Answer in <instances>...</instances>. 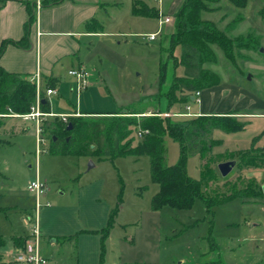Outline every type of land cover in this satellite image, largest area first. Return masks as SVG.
I'll use <instances>...</instances> for the list:
<instances>
[{
	"label": "rangeland",
	"instance_id": "rangeland-1",
	"mask_svg": "<svg viewBox=\"0 0 264 264\" xmlns=\"http://www.w3.org/2000/svg\"><path fill=\"white\" fill-rule=\"evenodd\" d=\"M133 1L116 0V7L104 13V35L84 44L87 69L96 88L78 96L74 87L67 96L52 97L53 113L78 108L117 112L158 107L166 117L191 118L206 107L207 111H218L241 106L239 99L226 95L238 89L252 94L257 100L252 111L264 115V19L260 16L264 0H249L245 9H237L227 0L209 4V10L202 14L203 21L212 22L231 38L250 34L257 39L258 48H237L231 61L214 47L215 54H211L217 61L204 62L203 69L211 73L212 79H221V85L205 91L206 106L200 103L202 92L187 105L174 102L170 110L166 99L159 103L154 97L160 91V66L165 61L162 42L174 31L175 17L170 15L167 0L163 4L159 0H139L150 8H160L159 16L162 10L164 17L172 19L156 40L149 41L147 35L159 30V17L135 16ZM180 54L178 49L176 56L180 58ZM206 57L212 59L208 54ZM183 71L179 66L177 75L182 76ZM18 84L22 90L36 86L27 78L18 80ZM239 116L244 117L240 119L246 123L244 131H213L217 144L208 156L213 157L212 169L221 176L219 164L235 161L236 167L227 181L219 179L209 185L210 194L216 191L228 196L234 188L240 191L252 184L258 190L264 186V162H254L259 164L257 167L245 165L254 160L246 157L250 150L264 149V116ZM55 121H43L46 133L42 137L47 145L42 146L38 161L35 121L16 120L19 127L15 135L6 137L9 144L0 148V170L10 178L2 177L0 172V264H21L17 259L26 244L13 246L12 239L21 236L28 237L27 244L33 242V217L38 212L41 250L48 264H264V248L253 244L250 236L254 233L249 227L250 222L263 225L257 233L264 236V197L236 198L210 213L201 200H196L190 210H155L153 198L160 187L152 180L148 156L100 160L53 155L48 138L56 130ZM164 148V165H176L181 159L179 143L166 136ZM206 162L200 154H191L187 175L201 181ZM37 173L46 191L36 209L28 185L36 180Z\"/></svg>",
	"mask_w": 264,
	"mask_h": 264
},
{
	"label": "trees",
	"instance_id": "trees-1",
	"mask_svg": "<svg viewBox=\"0 0 264 264\" xmlns=\"http://www.w3.org/2000/svg\"><path fill=\"white\" fill-rule=\"evenodd\" d=\"M65 1L54 0L47 7L59 5ZM220 0H184L180 9L174 15L175 29L162 42V53L165 61L160 66V91L154 98L160 103L166 99L169 110L174 102L187 105L196 99L197 93L219 87L221 79L211 78V73L203 69L204 62H216L212 49H220L228 60H235L237 48L252 46L258 48V41L249 34L246 37L231 38L227 33L219 31L210 21H203L202 14L209 10V4ZM237 9H245L249 0H227ZM29 20L25 24V35L20 42H5L0 46V57L6 47L13 44L22 49H30L29 35L32 25L36 22V9L26 4ZM135 16L144 18H158L159 11L150 8L142 1L133 4ZM260 16L264 19V9ZM89 33L104 34V26L97 20L87 24ZM180 49V58L176 51ZM212 57L209 60L206 57ZM182 66V76L177 75V69ZM23 79L15 74L7 73L0 67V107L3 111H14L18 114H28L36 102V86L22 90L18 80ZM55 84L50 80L47 88L53 89ZM178 92L180 97L176 96ZM41 110L50 114L51 107L48 98L42 94ZM175 100V101H174ZM168 113H171L168 111ZM75 113L74 115H77ZM158 107L152 110H127L110 113H82L72 116L68 124L60 118H55L56 130L48 138L50 141L49 152L53 155L98 157L114 160L119 157L148 156L151 161L152 180L160 187L153 198V208L160 210L171 207L178 210H190L196 200H201L208 212L215 207L225 205L236 198L242 200L253 197H264L263 186L255 190L250 186L244 190L233 189L228 196L214 191L210 194L207 190L212 182L219 179L228 180L231 176L223 178L216 175L211 165L213 157L208 158L216 146L212 134L214 130L225 133H238L246 128V123L236 117L238 113L231 112L220 115H197L189 118L166 117ZM178 115V113H171ZM164 116V117H163ZM42 126L43 134L46 133ZM170 136L181 146L180 161L170 167L164 165V138ZM247 156L254 160L245 165L257 167L254 162H264V149L254 148ZM191 154H200L203 161V176L201 181H196L187 175V160ZM212 155V154H211ZM244 159V158H243ZM1 177V174H0ZM114 219L112 218L111 224ZM111 227V225H110ZM28 237H14L16 247L25 246ZM76 242L75 238L73 239ZM2 246V245H1Z\"/></svg>",
	"mask_w": 264,
	"mask_h": 264
},
{
	"label": "crops",
	"instance_id": "crops-1",
	"mask_svg": "<svg viewBox=\"0 0 264 264\" xmlns=\"http://www.w3.org/2000/svg\"><path fill=\"white\" fill-rule=\"evenodd\" d=\"M51 1L54 0H0V46L5 42H20L24 38L25 24L29 20V12L26 4H30L34 7L37 15L36 22L32 25L29 35V42L31 44L30 49H22L13 44L8 45L3 55L0 57V67L7 73L15 74L21 78L31 79L34 82L40 77L45 96L46 91L49 89L47 88V83L51 80L55 84L53 90L57 93L50 97L46 96L49 102L52 97L67 96L69 90L73 91L74 87H76V79L70 75V71L79 69L88 71L86 64L87 55L84 54V48L86 46L84 44L87 42L90 43V39L93 37H101L104 34L89 33L87 24L93 20L102 23L104 13L107 14V10L110 9V7L114 9L117 5L116 0H73L65 1L56 6L47 7ZM135 1L137 0H134L133 4ZM164 1L166 2V0H163L162 4ZM167 1V8L171 11L170 15L174 16L180 9L184 0ZM119 7L120 4H118V8ZM90 75L92 79L93 76L91 73ZM91 79L90 87L85 90L86 93L96 88L94 87L95 82ZM100 81H102L101 75ZM215 92L217 95L223 94V92ZM204 94L205 91L200 100L202 106H206L207 103L206 100H203ZM226 95H229L230 98L235 97L239 99L242 103L241 106L236 107V109L235 107L229 106L221 110L219 109L218 111H207L206 107L205 110L196 113V115H220L235 112L238 113V116H236L238 118H244L239 116L241 114L250 115L249 119L264 116L261 114L255 115L256 111H252L257 107L254 102L255 97H253L252 94L248 92L242 93L238 89H233L226 93ZM255 101L257 102V100ZM1 108L2 107H0V148L3 145L6 146L9 144L6 142V137L15 135L19 127L16 120H24L13 114L12 111H3ZM50 112L51 116L45 118V121L60 118L62 115L72 116L75 113L81 115L82 113H110L114 111H94L78 108L74 112ZM45 141L47 143L46 139ZM259 149L263 150L262 148ZM0 159L2 161L1 154ZM0 172L2 177L6 176L7 179H10L8 175L4 174L1 170ZM2 184L3 182L0 180V186ZM249 227L251 228V233H254L250 236L253 244L257 245L259 248L261 246L264 248V236L258 235L257 233L261 230L263 225L250 222ZM257 238H259V242H257ZM52 244H54V242ZM13 246L15 245L13 244Z\"/></svg>",
	"mask_w": 264,
	"mask_h": 264
},
{
	"label": "built area",
	"instance_id": "built-area-1",
	"mask_svg": "<svg viewBox=\"0 0 264 264\" xmlns=\"http://www.w3.org/2000/svg\"><path fill=\"white\" fill-rule=\"evenodd\" d=\"M160 3L162 4L163 0H159ZM172 19L170 17H164L162 15V10H160V16H159V30L158 32L154 34H149L147 35V39L149 41H154L156 40V37L160 34L162 28L166 24H170ZM70 75L73 76L76 79V93L79 96L82 91H85L89 86H90V79L91 75L90 73L85 70V69H79V70H72L70 71ZM36 88H37V94H36V102L35 105L32 107V112L28 115H21L17 117H21L26 120H32L36 122L37 125V131H36V136H37V149H36V159L38 161L39 155L41 154V148L42 146L46 145L45 139L42 137L43 136V130H42V124L45 118L51 116L50 114H45L41 110V101L43 100L42 94L43 92V84L41 82L40 77L37 78L36 80ZM56 91L53 89H48L46 91V96L50 97L52 95H56ZM197 96H200V93L196 94ZM195 100V98H194ZM72 116H79L77 115H72ZM72 116L68 115H62L60 116L61 120L68 124V119ZM28 190L29 192L33 193L35 196V201H36V209L37 207H40V201L41 197L45 194V185L41 183L38 177V173L36 175V180L32 181L28 185ZM40 211V210H39ZM39 212L38 214L36 213L35 216L33 217L34 220V232H33V242L30 244L26 243V246L21 253V255L18 257L17 261L20 262L21 264H48V260L42 255V250H41V244H40V231H39Z\"/></svg>",
	"mask_w": 264,
	"mask_h": 264
},
{
	"label": "water",
	"instance_id": "water-1",
	"mask_svg": "<svg viewBox=\"0 0 264 264\" xmlns=\"http://www.w3.org/2000/svg\"><path fill=\"white\" fill-rule=\"evenodd\" d=\"M262 53H264V49L261 50ZM251 79V77H249ZM194 99V98H193ZM236 167L235 161H229L225 163H221L218 166V170L223 178H226L230 175V173L233 171V169ZM264 190V187H263Z\"/></svg>",
	"mask_w": 264,
	"mask_h": 264
}]
</instances>
